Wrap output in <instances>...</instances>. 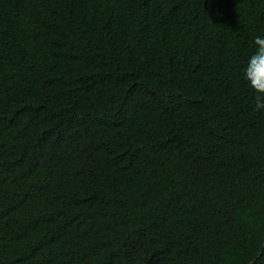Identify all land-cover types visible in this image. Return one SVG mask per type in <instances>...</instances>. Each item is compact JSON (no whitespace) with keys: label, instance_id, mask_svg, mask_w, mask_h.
Instances as JSON below:
<instances>
[{"label":"trees","instance_id":"trees-1","mask_svg":"<svg viewBox=\"0 0 264 264\" xmlns=\"http://www.w3.org/2000/svg\"><path fill=\"white\" fill-rule=\"evenodd\" d=\"M264 0H0V264H264Z\"/></svg>","mask_w":264,"mask_h":264},{"label":"clouds","instance_id":"clouds-1","mask_svg":"<svg viewBox=\"0 0 264 264\" xmlns=\"http://www.w3.org/2000/svg\"><path fill=\"white\" fill-rule=\"evenodd\" d=\"M254 44L256 50L248 58L243 78L255 93L254 111L264 113V37L257 36Z\"/></svg>","mask_w":264,"mask_h":264}]
</instances>
